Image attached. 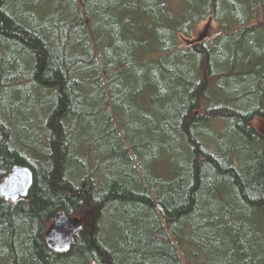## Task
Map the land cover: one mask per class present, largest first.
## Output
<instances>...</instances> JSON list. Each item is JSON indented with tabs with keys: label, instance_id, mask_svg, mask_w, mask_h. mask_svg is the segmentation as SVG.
I'll return each mask as SVG.
<instances>
[{
	"label": "trees",
	"instance_id": "obj_1",
	"mask_svg": "<svg viewBox=\"0 0 264 264\" xmlns=\"http://www.w3.org/2000/svg\"><path fill=\"white\" fill-rule=\"evenodd\" d=\"M178 2L0 0V264H264V0Z\"/></svg>",
	"mask_w": 264,
	"mask_h": 264
},
{
	"label": "water",
	"instance_id": "obj_2",
	"mask_svg": "<svg viewBox=\"0 0 264 264\" xmlns=\"http://www.w3.org/2000/svg\"><path fill=\"white\" fill-rule=\"evenodd\" d=\"M211 19L203 31L194 39H186V44L199 42L210 37ZM208 30V31H207ZM184 38V37H183ZM33 183V172L27 165L15 164L0 180V196L9 201L25 198ZM83 227V222L78 216H71L65 211H58L52 218L47 228L44 239L47 245L58 252L68 251Z\"/></svg>",
	"mask_w": 264,
	"mask_h": 264
},
{
	"label": "rangeland",
	"instance_id": "obj_3",
	"mask_svg": "<svg viewBox=\"0 0 264 264\" xmlns=\"http://www.w3.org/2000/svg\"><path fill=\"white\" fill-rule=\"evenodd\" d=\"M172 2H174L175 4H179L178 0H171ZM208 18L201 21L200 23H198L191 31H190V34L189 36H186V39H194L198 36V34L204 30L205 28V25L208 23ZM217 23L216 22H213L211 20V24H210V29H209V32L210 34L213 36L214 34H216V32L218 31V27H217ZM206 30V28H205ZM208 31V30H207ZM185 37H181L179 38V45L182 46L183 44H185ZM146 93H140L137 97V99H139L137 105L138 106H142L143 104H146L147 103V96H145ZM254 124L257 126V128H259L261 131L264 132V119H259L257 118L255 121H254Z\"/></svg>",
	"mask_w": 264,
	"mask_h": 264
}]
</instances>
